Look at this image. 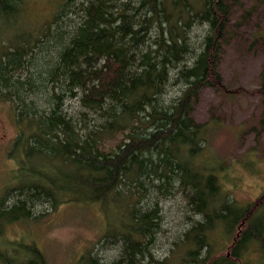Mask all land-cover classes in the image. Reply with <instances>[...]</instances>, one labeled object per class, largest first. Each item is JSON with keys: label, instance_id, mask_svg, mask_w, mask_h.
<instances>
[{"label": "trees", "instance_id": "trees-1", "mask_svg": "<svg viewBox=\"0 0 264 264\" xmlns=\"http://www.w3.org/2000/svg\"><path fill=\"white\" fill-rule=\"evenodd\" d=\"M32 1L0 0V103L17 128L0 264H49L4 232L66 204L102 220L75 264H264V195L225 193L214 158L202 164L217 122L190 115L203 88L222 91L224 50L264 0H37L49 8L36 16ZM259 78L264 96V67ZM175 200L184 228L159 258L161 203Z\"/></svg>", "mask_w": 264, "mask_h": 264}, {"label": "rangeland", "instance_id": "rangeland-1", "mask_svg": "<svg viewBox=\"0 0 264 264\" xmlns=\"http://www.w3.org/2000/svg\"><path fill=\"white\" fill-rule=\"evenodd\" d=\"M30 4L27 11L33 16L49 8L43 1ZM193 33H197V28ZM260 44L264 46V5L224 50L218 66L222 91L203 88L190 114L197 123L217 122L209 134L205 146L208 154L202 164L210 166L214 158L223 190L243 205L253 204L264 195V123H260L264 119V96L258 92L264 48ZM176 91L177 87H171L168 94L175 95ZM16 135L9 105L0 103V199L10 187L16 169V163L8 156ZM150 194L153 199L155 195ZM178 200L161 203L167 216L157 235L156 252L153 251L159 258H163L176 234L179 236L184 228ZM46 211L43 209V214ZM101 233L102 220L94 205L66 204L36 223L9 224L4 241H34L49 264H75ZM96 253L104 261L116 259L115 251L97 249Z\"/></svg>", "mask_w": 264, "mask_h": 264}]
</instances>
